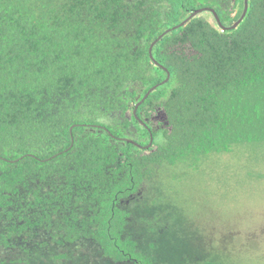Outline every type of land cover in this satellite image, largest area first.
I'll return each instance as SVG.
<instances>
[{"label":"trees","instance_id":"16d2710c","mask_svg":"<svg viewBox=\"0 0 264 264\" xmlns=\"http://www.w3.org/2000/svg\"><path fill=\"white\" fill-rule=\"evenodd\" d=\"M196 3L0 0L1 264H60L77 241L148 264L159 220L124 201L165 165L264 144V30L222 40L204 11L181 30Z\"/></svg>","mask_w":264,"mask_h":264},{"label":"rangeland","instance_id":"374dc122","mask_svg":"<svg viewBox=\"0 0 264 264\" xmlns=\"http://www.w3.org/2000/svg\"><path fill=\"white\" fill-rule=\"evenodd\" d=\"M202 16L214 23L209 13ZM240 159L247 169L238 165ZM155 177L124 201L129 220L145 215L159 220L155 230L142 226L146 233L137 246L149 261L144 263L211 258L219 264H264V144L165 165ZM139 230L133 225V232ZM16 257L15 249H0V264Z\"/></svg>","mask_w":264,"mask_h":264},{"label":"snow or ice","instance_id":"6c2138e0","mask_svg":"<svg viewBox=\"0 0 264 264\" xmlns=\"http://www.w3.org/2000/svg\"><path fill=\"white\" fill-rule=\"evenodd\" d=\"M258 2L264 5V0H207V2H204V0H197V3L194 4L193 7L196 8L198 4L202 11L210 14V18L214 22V35H218L222 40H231L233 34L238 35L236 29L240 28L245 17L248 18V23H258L260 28L264 30V11H261L259 17H256V5ZM199 15V11L190 13V15L185 17L183 21L178 22L179 28L183 30L185 24L194 20L196 16ZM225 20H228L227 26L224 23ZM247 26L248 24H244L245 28ZM173 30H175V28H173ZM242 30L243 29H241V31ZM167 34V32L164 33V35ZM160 39H163V36H161ZM191 54L192 53L189 52V55ZM170 78L171 73L169 72L164 78V82H167V79ZM157 83L159 84L160 82ZM154 90L155 88H152V91ZM137 118L139 119V117ZM140 124L142 127H146L142 120L140 121ZM77 244L80 245L79 250L77 249ZM77 244L71 245L75 255L72 253H65V258L60 261V264H97V260L94 258L99 257L101 253L97 252L94 246H91L90 244L85 245L83 241H77Z\"/></svg>","mask_w":264,"mask_h":264},{"label":"water","instance_id":"95a60500","mask_svg":"<svg viewBox=\"0 0 264 264\" xmlns=\"http://www.w3.org/2000/svg\"><path fill=\"white\" fill-rule=\"evenodd\" d=\"M195 11H199L200 13L203 12L200 8L195 9L193 12H195ZM193 12H191V13H193ZM167 31H168V30H167ZM167 31H166V32H167ZM161 36H163V34L160 35V37H161ZM156 41H157V40H155V41L152 43V45H151V47H150V50L152 49V46L154 45V43H155ZM138 104H140V102H139ZM134 111H135V110H134Z\"/></svg>","mask_w":264,"mask_h":264}]
</instances>
